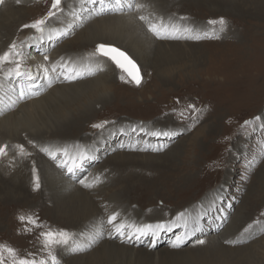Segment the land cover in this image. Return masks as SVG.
I'll return each mask as SVG.
<instances>
[{"label":"rangeland","instance_id":"1","mask_svg":"<svg viewBox=\"0 0 264 264\" xmlns=\"http://www.w3.org/2000/svg\"><path fill=\"white\" fill-rule=\"evenodd\" d=\"M137 2L145 5L140 14L163 18L165 23L192 28L194 32L181 33L180 39L157 38L138 18L135 24L110 22L104 30L96 26V20H112L119 13L90 15L92 6L83 0H63V13L49 21V27L68 31V35L49 42L46 29L40 51L24 48L25 55H30L29 63H43L42 53H46L51 62L63 57L81 67L89 66L94 74L66 81L67 86L55 89L57 94L30 107L29 111L34 113L29 123L33 128L29 123L27 127H13L11 123L1 127L0 146L8 145V155L0 157V244L17 249L20 255H46L41 251L39 233L50 227L53 231L67 230L72 237L68 245L54 249L59 264H90L95 254L102 255L98 249L101 238L87 250L76 249L84 246L93 233L104 231V213L87 223L73 224L74 220L68 221L56 211V203L46 187L48 174L54 172L48 165V151L57 150L59 154L80 149L96 157L85 164L84 172L70 176L58 166L55 169L76 188H90L79 183L86 177V183L101 189L102 204L108 205L109 201L113 210H121L131 222L156 224L173 221L181 212L186 213V218L206 213L200 221L203 232L197 233L205 244L194 245L189 240L180 248H173L175 235L184 230L176 227L171 232H160L154 247L151 236L137 241L154 254L131 261L128 256L124 264H264V215H261L264 213V127H260L264 124V0ZM23 4L18 9L23 11V23L27 24L45 15L51 0H25ZM221 17L226 21L222 32L219 23L208 24L209 20L219 21ZM21 26L14 36L0 35V54L13 40L18 44L32 43L33 30H21ZM95 27L98 31L93 30ZM213 28L219 39L183 38L202 35L204 31L213 35ZM111 32L114 38L131 36L140 46L143 41L150 44L145 43L142 55L134 56L127 47L119 46L122 39L114 41L106 37ZM163 41L183 45L157 53L155 43ZM101 43L120 48L136 61L143 76L140 86L121 81L120 76L125 74L111 60L95 54ZM3 81L0 77V97ZM11 84L10 92L16 94L12 91L16 82ZM91 100L97 101L93 120L80 122L77 117L81 126L78 134L77 127L48 131L46 122L51 116L62 112L80 116ZM189 104L195 106V113L188 109ZM181 110L185 111L184 119L179 116ZM257 116L261 117L260 121L254 120ZM104 121L108 123L103 129L92 127ZM245 121L253 123L245 125ZM54 126L59 130V124ZM133 127L136 132H132ZM31 129L35 130L34 136L27 133ZM153 131L181 134L171 139L147 134ZM121 144L125 147H120ZM160 144L167 146L162 151H153ZM16 145L24 146V154H20ZM8 164L17 166V182L2 171ZM35 176L41 185L38 190H34ZM96 177L100 179L97 181ZM10 191L26 195L27 200L5 198ZM221 208L223 213L219 211ZM30 214L38 217L44 227L27 225L32 230L26 232V225L18 217ZM217 216L222 218L216 219ZM249 225L252 228L246 233L244 229ZM249 233L252 238L246 242L226 243L245 240ZM173 252L176 255L168 256ZM110 263L117 264L116 260Z\"/></svg>","mask_w":264,"mask_h":264},{"label":"snow or ice","instance_id":"2","mask_svg":"<svg viewBox=\"0 0 264 264\" xmlns=\"http://www.w3.org/2000/svg\"><path fill=\"white\" fill-rule=\"evenodd\" d=\"M17 4L20 0H16ZM63 0H51V5L45 15L41 18L35 19L31 23H27L21 26L23 29H32L34 34L30 38L32 43L25 45L23 41L19 44L17 41L13 40L8 46L7 50L0 54V77L5 80H10L16 82V87L12 89L13 92L17 93L16 100L12 101L9 105L14 106L19 101L38 96L40 91L43 89V85L39 81L43 80L46 82L47 87H51L52 84L61 78L64 81L72 82L78 79L84 78V75H92L89 66L81 67L79 65L73 64L70 61L64 60L63 57L58 61L50 62L49 56L46 53H42L43 61L35 66L28 65L26 63L27 59L30 58L24 53V48H35L36 51H40L41 46L45 43V33L47 29V41L51 42L54 39L63 38L68 35V31L59 30L57 28H50L49 21L53 18H59L58 14L63 13L64 9L62 7ZM86 5L92 6L90 15H103L105 12H115L123 13L125 11H136L140 13L141 10L145 8V5L137 2V0H83ZM5 4V0H0V6ZM84 11H89L88 8H84ZM73 15H76L75 10ZM79 18V17H77ZM137 18L145 22L147 29L157 38H172L180 39L181 33H192L194 29L188 27H181L175 23H165L163 18L153 19L150 15L139 14ZM181 20L184 17L180 18ZM219 23L221 25L220 31H224V26L226 21L223 17L217 20H209L208 24L215 26ZM183 38H190L195 40L200 39H219V36L215 34V28H213V35H209L207 31L203 34H195L190 36H185ZM95 54L106 57L111 60L117 68H119L125 75L120 76V80L128 83L140 86L143 80L142 73L140 71L139 65L134 61L125 51L121 50L112 45L108 44H98L95 50ZM2 102V101H0ZM188 109L195 113L197 110L194 105L189 104ZM179 116L184 119L185 111L181 110ZM255 121H260L261 117L257 116L254 118ZM104 121L99 124H93L92 127L96 129H103L107 124ZM253 123V121H245L244 124L248 125ZM195 121L191 126H194ZM190 126V127H191ZM260 127H264L261 124ZM135 127L132 128V132H136ZM140 131H143L141 129ZM155 137H167L171 139L173 136L180 135V132H170V131H153L147 133ZM167 145L160 144L158 147L153 148V151H162ZM120 147H125L121 144ZM129 147H134L130 145ZM8 145L0 146V157L8 155L7 152ZM19 149L20 154H24L25 149L23 145H16ZM53 159H57L58 153H49ZM67 155V152H64ZM96 157L89 155L86 151H80L75 157H70L69 160L62 161L58 166L67 170L70 176H76L78 172L85 171V164L95 159ZM35 172V169H33ZM100 178L96 177L98 181ZM79 183L85 187H93L94 184L86 183V177L79 180ZM41 187L39 177H34V190H38ZM223 213L224 209H219ZM206 213H201L197 215H191L186 218V213H178L173 221L169 222H158L156 224H136L134 222L121 221L119 219V214L113 212L107 218V224L111 226L112 232L109 235L118 236L122 241L131 242L133 239L136 241H141L142 238L151 236L153 238L152 246H155V240L160 232H171L176 227H183V231L176 234L174 240L171 242L173 248H180L187 241L192 240L194 245H203L205 240L198 237L197 233H202L203 229L200 225V221ZM261 215H264L262 213ZM216 219H221V216L215 217ZM18 219L26 225L25 231L29 232L32 228H43L44 225L39 221L38 217L20 216ZM255 223L259 224V221ZM31 225L32 228L27 227ZM252 225L244 229L247 233ZM264 230V229H262ZM102 231L93 233L87 240L84 246H78L76 250L84 251L91 248L93 244L96 243L97 239L102 236ZM42 239V249L41 251L46 255H37L36 253H27L26 255H20L17 249L9 247L7 245L0 244V264H59L58 256L54 253V249L58 246L68 245L69 241L72 239L71 235L67 230L58 229L53 231L50 227L47 231H41L39 233ZM193 237H196L194 240ZM251 233L245 238V240L240 241H226V243L235 244L246 242V239H251Z\"/></svg>","mask_w":264,"mask_h":264},{"label":"bare ground","instance_id":"3","mask_svg":"<svg viewBox=\"0 0 264 264\" xmlns=\"http://www.w3.org/2000/svg\"><path fill=\"white\" fill-rule=\"evenodd\" d=\"M24 1L25 0H20V3L17 4L16 0H5V4L3 6H1V9H0V10H3L2 12L0 11L1 12L0 13V35L7 37V34L11 33V35L14 36L15 30L19 26L25 24V23H23L25 16H22L23 14L21 13L23 11L18 9L24 3ZM18 5H20V6H18ZM21 7H23V6H21ZM137 15H138L137 12L133 14V13H130V11H125L123 13H119L116 16H113L112 20L111 19H107V20L98 19V20H96L95 24H96V26L103 27V28L106 25H109L108 23L113 22V21H115L116 23H121V25L131 23V22H133V24H135V23H137V22H135ZM109 27L110 26H108L107 29H109ZM96 29L97 28L95 27L93 30H96ZM104 30H105V28H104ZM91 31H92V29H91ZM96 31H98V30H96ZM108 32H110V31H108ZM120 36H121V34H120ZM147 36H148V32H147ZM106 37L108 39H114V41L122 39L119 46L127 47L130 50V52H132L131 54H133L134 56L142 55L143 50L144 49L146 50L145 43L150 44V43H148L149 41L148 42L143 41L142 45L140 46L139 45L140 43L138 44L137 42L132 41L130 39L131 36H128V35L122 36V38L118 37V36H116L114 38L112 35V32H111V36L106 34ZM91 39H93V36H91ZM147 44H146V46H147ZM155 44L158 46L157 53L161 52L160 50H166L167 48H173L175 46L183 45L182 43H179V45H178L177 43L166 42V41L156 42ZM152 45H151V47H153ZM1 49H3V48H1ZM147 49H149V48L147 47ZM26 63L28 65L33 66V69H35L36 65L34 63H29L28 61ZM43 63H45V62H43ZM6 82H7V80L4 79L3 83H1V87H3V88H1L2 92H1V97H0V101H2L1 102L2 104H0V116H1L0 117V129L3 125H8L10 123L12 124L13 127H27L28 123L30 121H32L31 120V119H33L32 114L34 113V112L31 113L29 111V108L32 107L34 104L38 103L39 101H44L47 98H49L50 96L57 94V93H54L56 88L60 89L63 86H67V84L66 85L64 84V83H66V81H64L62 78L60 80L54 82L51 87H47L46 82L41 80V81H39V83L43 85V89L40 91V94L38 96H34L31 98L25 99L23 101H19L14 106L10 107L9 105L12 103V101L16 100L17 93L13 94L10 92L11 87H13V84H11L13 81H10L9 83H6ZM96 104H97V101H94V100L88 101L87 104H85V106L83 107V109L80 113L82 115H80V116H72V115L68 116L69 115L68 112H62L58 115L51 116L52 119H50V121L46 122L48 124V131L57 132V131L62 130L61 127H64L63 130L77 127L78 128L77 134H78L81 130V126L77 122V117H79V119L81 120L80 122H82V121L91 122L93 120L92 115H93V112L95 110ZM32 110H33V108H32ZM1 114H3V116ZM47 120H49L48 117L46 118V121ZM54 124L55 125L59 124V127H60L59 130H57L55 128ZM29 125L33 128V125H31L30 123H29ZM34 131H35L34 129L33 130L31 129L30 131H27V133H30L29 134L30 136H34L35 135ZM63 136H65V135H63ZM56 151L51 149L47 153L48 157L50 158L49 159L50 161L48 163L49 168H52L54 170V172L48 174L49 175V182L47 181V183H46V187L48 188L47 190L56 203L55 204L56 205V211L61 213L63 216H65L66 220H68V221L74 220L73 224L74 223H77V224L87 223L90 219L94 218L95 216L98 217L99 214H103V213L106 217V222L104 224L105 225L104 231H102L103 234H102V236L99 237V238H101V240H100L101 243H100V246L98 249H99V252L102 253V255L101 254H95L93 256V258H91L93 260V262H91L90 264H106L108 262H109V264H113L114 262L110 263L113 260H116L117 264H124L123 261H126V259H128L127 258L128 256H129V260L131 261L134 258L147 259L148 257L151 256V254H154L151 251H147L144 248H142L139 245L140 242H137L134 239L131 241L132 245H129L126 242H123L121 240V238H119L118 236H116L114 238L117 240H114L112 238L113 235H109L112 232V228H111V226H109L107 224V218L111 214H113L112 211H118L119 212V214H120L119 219L121 221L131 222V218H129L128 216H125V213L123 214L121 212V210H113V207L109 201H107L108 205L102 204V201H100V200H102L100 188L90 187L88 189H80V188L73 187L71 185L72 183L70 184V181H68V179H66L65 176H63L61 172H59L55 169V167H57L62 161L69 160L70 157H75L77 155V153L80 151V149L79 150L66 151L67 155H64L65 151H63V152L59 153L57 159H53L49 153L56 152ZM16 168H17L16 165L11 166L10 164H8L6 166L4 165V169L2 168V171L11 179V181L17 182L19 179V174L16 173V171H15ZM61 169H62L63 173L68 174L66 169H64V168H61ZM97 185L98 184H96V186ZM4 197L9 198V199L10 198H13V199L16 198L17 200H20V201H26L27 200L26 195L15 194L13 191L8 192L7 195ZM77 197H82V199H79ZM93 198H98L99 201H94ZM141 200H144V199L141 197ZM98 202L101 204L96 205L95 203H98ZM115 202H116V204L117 203L120 204L119 200H116ZM143 202H146V201L144 200ZM101 205H103L105 207V209L107 210L106 213L104 212L105 209L103 210L104 207L102 208ZM143 207L141 206L142 209H143ZM23 211H25V210H23ZM22 214H23V212H22ZM138 216H136V217H138ZM72 226H74V225H72ZM99 238L97 239L98 241H99ZM29 245H30V243H28L27 249H28ZM130 246L137 247V248H133ZM27 249H24V250L28 251ZM109 254L112 255L113 258L112 257L107 258L106 256H108ZM177 254H180V253H177ZM174 255H176V253H174V252L171 254H168V256H172V257Z\"/></svg>","mask_w":264,"mask_h":264},{"label":"water","instance_id":"4","mask_svg":"<svg viewBox=\"0 0 264 264\" xmlns=\"http://www.w3.org/2000/svg\"><path fill=\"white\" fill-rule=\"evenodd\" d=\"M113 46V45H112ZM134 60V59H133ZM135 61V60H134Z\"/></svg>","mask_w":264,"mask_h":264}]
</instances>
